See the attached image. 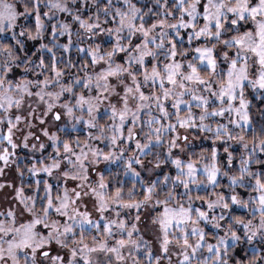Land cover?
<instances>
[{
    "label": "snow or ice",
    "instance_id": "snow-or-ice-1",
    "mask_svg": "<svg viewBox=\"0 0 264 264\" xmlns=\"http://www.w3.org/2000/svg\"><path fill=\"white\" fill-rule=\"evenodd\" d=\"M0 264H264V0H0Z\"/></svg>",
    "mask_w": 264,
    "mask_h": 264
}]
</instances>
